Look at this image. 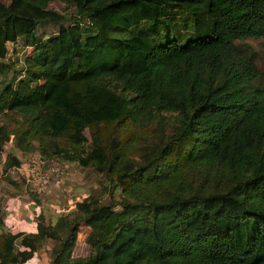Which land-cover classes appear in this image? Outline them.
Returning <instances> with one entry per match:
<instances>
[{
  "label": "trees",
  "instance_id": "obj_1",
  "mask_svg": "<svg viewBox=\"0 0 264 264\" xmlns=\"http://www.w3.org/2000/svg\"><path fill=\"white\" fill-rule=\"evenodd\" d=\"M54 1L73 9L68 25ZM175 9L192 21L183 41L170 35ZM44 21L58 26L42 38ZM258 38L264 0L0 2V73L11 72L0 116L20 118L0 123V153L11 139L23 153L92 165L122 199L115 210L87 195L52 223L38 214L33 233L1 222L0 264H25L48 239L49 264H264V83L248 87L253 53L236 45ZM17 39L32 53L16 70L1 60ZM161 114L175 127L155 164L131 161L132 126L159 131ZM119 123L128 134L103 146L98 128ZM57 138L65 145L47 143ZM3 165L19 166L13 151ZM156 181L161 197L143 189ZM80 224L88 253L72 256Z\"/></svg>",
  "mask_w": 264,
  "mask_h": 264
},
{
  "label": "rangeland",
  "instance_id": "obj_2",
  "mask_svg": "<svg viewBox=\"0 0 264 264\" xmlns=\"http://www.w3.org/2000/svg\"><path fill=\"white\" fill-rule=\"evenodd\" d=\"M2 3H7L8 0H0ZM49 8L61 13L64 15L65 20L61 22L62 25H68L70 22V15L73 14V9L70 6H66L57 1L51 2L49 4ZM175 14H172L173 23L175 24L174 28L171 29L170 35L174 37H178L183 41L185 38L192 37L194 35V30L192 27L191 19L180 10L175 9ZM57 24L52 21H44L40 22L37 25L36 35L45 38L46 36L53 34L57 29ZM160 33L164 35L165 29H160ZM236 45L240 48L250 49L253 53V66H254V75L250 79L248 83V87L250 85H260L264 83V38L258 39H246L242 41H237ZM7 52L5 58L1 60L4 64H11L13 68L16 70L19 69L22 65V59L26 56H30L32 53V48L28 46H24L21 39H17L13 43H6ZM10 71L6 74L0 73V81L5 78V82L10 76ZM1 88V83H0ZM164 116V124H162V129L157 130L155 123L148 124L143 129H135V136L133 138L132 148L128 151V158L131 161L142 162V161H150L155 164V159L159 155L161 146L167 141L170 135L173 132L175 124L172 120V117L167 114H161ZM19 116L15 113H5L0 116V123L6 124L9 127L14 126V121L19 120ZM119 123L115 125H110L106 129L99 127L97 132L101 137V144L103 146H110L112 149V144L117 139H123L131 129L124 128V124ZM130 125L129 123H127ZM84 135L87 141L79 148L83 154L90 151L93 147L90 137V130L85 129ZM47 143L56 144L58 146L65 145V140L63 138L57 139H48ZM12 140L7 141L3 146V151L0 153V199L6 198H18L19 206L17 209L19 211H25L29 208L28 205H34V198L31 194H35L37 200L42 198L43 207L46 205V196L45 189L49 181H51L54 177L60 175V171H56L55 169H62L63 166L72 165L77 170L80 169L79 173L86 179L87 186V194L92 195L94 198L98 199L100 204H109L112 205L115 210L119 209L117 203L121 201V196L118 194V190L113 188V190L109 191V187L111 184H108V181L104 179L102 174L97 173L92 165L86 166L84 168L79 167L74 162H65L64 160L58 159H49L45 160L37 154L34 153H23L18 150L14 151ZM9 151H13L14 154L17 155L21 162V167L18 169L11 168L10 170H4V161L6 159V155ZM42 161L40 164L39 161ZM159 165V164H157ZM37 169H34L36 168ZM46 172L44 177L47 182L44 185V188L38 189L39 186V177L40 175ZM11 182H15L16 184H12ZM148 193L153 196L161 197L163 183L160 181L151 182L143 186ZM71 193V192H70ZM82 198V197H81ZM27 207H24L26 206ZM27 208V209H26ZM45 209V208H43ZM21 211V212H22ZM42 211V210H41ZM45 216H48L47 211L44 213ZM2 215L0 214V223ZM37 216H34V221ZM88 228L83 224L79 225L78 233H77V241L75 243L74 250L72 251V256H85L88 253V247L83 243V238Z\"/></svg>",
  "mask_w": 264,
  "mask_h": 264
},
{
  "label": "crops",
  "instance_id": "obj_3",
  "mask_svg": "<svg viewBox=\"0 0 264 264\" xmlns=\"http://www.w3.org/2000/svg\"><path fill=\"white\" fill-rule=\"evenodd\" d=\"M15 150L16 149H14V151ZM14 155L19 161V166L15 168L18 169L21 167V162L17 155ZM64 161L69 163L74 162L68 160ZM74 163H76L79 167L84 168L77 162ZM73 167L74 166L72 165L63 166V168L60 169V175L54 177L48 182L45 189V196L47 200L44 207L41 203L42 198H39L38 205H28L29 208H26L27 210L25 211L21 210V212L17 209V206H19V204L17 205L19 201L18 198L0 199V214L2 215L1 227L4 229L7 228L11 232L33 233L35 232L34 216L42 214L45 223H52L59 216L70 212L74 207V202L79 201L88 195L87 186L86 183H84L86 182V179L79 173V171H81L80 169L77 168L76 170ZM31 195L35 196V194ZM24 207H27V205ZM46 211L48 216H45L44 214ZM56 245L57 241H51L49 239L41 241L36 245V250L33 253V256L25 264H49L50 251Z\"/></svg>",
  "mask_w": 264,
  "mask_h": 264
},
{
  "label": "built area",
  "instance_id": "obj_4",
  "mask_svg": "<svg viewBox=\"0 0 264 264\" xmlns=\"http://www.w3.org/2000/svg\"><path fill=\"white\" fill-rule=\"evenodd\" d=\"M39 163L41 164L42 161L40 160ZM34 169H37V167L34 168ZM55 170H56V171H60L59 168H58V169H55ZM44 175H46V172H43V173L40 175V177H39V186H40V187H38V189H40V188H44V185H46L47 180H46V178L44 177Z\"/></svg>",
  "mask_w": 264,
  "mask_h": 264
}]
</instances>
